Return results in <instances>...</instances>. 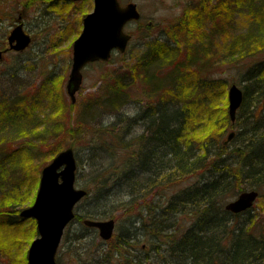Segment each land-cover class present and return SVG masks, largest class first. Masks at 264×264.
<instances>
[{
	"label": "rangeland",
	"instance_id": "1",
	"mask_svg": "<svg viewBox=\"0 0 264 264\" xmlns=\"http://www.w3.org/2000/svg\"><path fill=\"white\" fill-rule=\"evenodd\" d=\"M25 2L0 0V48L6 47V37L19 18L24 31L32 39L25 51L7 52L0 60V110L5 101L17 102L16 105L22 108L20 118L14 117L16 124L13 120L0 121V150L4 152L0 151V158L24 149L19 156L22 163L18 167L12 159L0 161V233L3 226L23 231L19 232L20 236H14L16 245L11 252L2 246L0 239V264H12L11 254L24 253L26 256L31 238L37 234V223L33 218L21 217L20 211L33 205L42 168L56 154L72 148L77 167L76 188L90 185L89 182L101 169L103 172L98 177L106 181L115 164L107 165L119 162L121 158L116 155L117 158L110 159L98 148L91 150L90 147L97 144L93 130L105 133L106 129L119 135L121 144L117 147L122 150L131 139L135 158L140 146L137 141L146 132L147 121L143 117L150 115L160 100L171 103L170 110L181 108L184 111V121L180 126L187 136L195 140H188L186 144H194L201 151L209 150L213 139L223 142L230 132L238 133L240 130L239 124L233 129L228 128L225 133L221 126H214V122L222 125L223 112L228 111V87L237 84L243 89L249 84L246 81L249 73L255 71V67L264 68V27H261V46H253L249 41L245 49H242L243 45L240 49L237 44V51H231L235 41H239L238 37L258 31L255 30L257 19L253 12L256 6L264 4V0H118L122 6L136 3L140 19L124 27L131 39L123 53L114 50L108 61L93 62L84 68L83 82L72 105L65 91L72 64L71 45L81 32L82 18L93 9V0H34L31 5H25ZM211 11L218 13L208 19L206 16ZM202 62L208 65L204 68ZM180 65L183 72L177 79L173 76L174 70ZM118 75L124 80L126 92L121 98L123 103L113 108L109 104L107 86ZM206 79L214 82L211 94L207 91ZM246 91L247 110L242 115L254 107L256 115L260 111L264 114V102L255 103L251 90ZM7 114L10 115L9 112ZM124 118L127 121L120 122ZM129 120L135 124L132 121L130 125ZM117 141L115 139L114 143ZM239 146V139L231 140L227 149L232 151ZM196 175L191 179V176H182L175 181L174 187L162 181L152 190L153 199L162 205L178 188L186 189L193 185ZM17 178L24 184H27V179L34 182L33 203L27 202V195L22 191L24 184L22 189L14 187L13 182ZM251 188H256L254 182L243 180L225 203L242 191H251ZM260 191L262 197H257L252 207L237 213L244 212L237 219L239 223L248 219L251 225L247 230L254 233V226L264 233V186ZM84 199L75 207L78 214L93 207ZM120 215L122 213L118 212L114 216L117 220L114 237L102 245L93 241L97 232L85 227L82 218L71 221L59 243L57 264H110L115 255L109 249L117 246L119 236L126 237L131 231V220L125 216L120 219ZM82 236L84 239L79 240ZM156 243L134 244L132 249L125 245L121 249L124 255L132 257L136 254L143 258L151 244Z\"/></svg>",
	"mask_w": 264,
	"mask_h": 264
},
{
	"label": "trees",
	"instance_id": "2",
	"mask_svg": "<svg viewBox=\"0 0 264 264\" xmlns=\"http://www.w3.org/2000/svg\"><path fill=\"white\" fill-rule=\"evenodd\" d=\"M33 1L26 0L25 5H31ZM216 13L218 12L211 11L206 17L210 19ZM262 13H264V4L256 6V10L253 12L254 18L257 19L255 30L258 31L253 33L250 31L238 37L240 39L238 42L235 41L231 51H237V44L240 49L241 45H243L242 49H245L247 47L245 44L249 41L254 44L253 46L256 44L261 46L260 35L263 32L261 27H264V14L261 15ZM196 55L198 54L196 53ZM154 57L156 56L154 55ZM205 65L208 63L202 62L204 68ZM182 68L180 65L174 70L173 76L178 77L177 79L181 77ZM249 74L246 79L249 84L242 89L244 96L241 106L237 110L235 122L231 123L226 110L223 112L222 125L214 122V126H221L224 133L228 128L233 129L239 124L240 130L234 134L232 140L239 139L240 146L235 147L232 151L227 149L230 142L224 144L225 141L222 142L219 139H213L210 151L202 150L203 154H200L202 153L201 149H196L194 144H186L188 140H195H192L189 135L187 136L180 126L184 121V111L181 108L170 110L171 103L168 101L165 103L160 100L157 105H154L152 113L143 117V120L147 121L146 132L140 135L137 141L140 146L135 158L133 157L134 150L131 149V139L122 150L121 147H117L118 144H121L119 135L117 136L112 131L107 132L106 129H104L105 133L93 130L94 140L97 138V144H94L96 146L92 145L90 149L98 148L101 154L109 156L110 159L117 158V156L121 159L119 162L107 165L111 167L115 164L114 168L109 170L106 181L98 177L103 172L101 169L92 179L93 182H89L91 184L83 188L87 191L84 200L90 201L89 205L92 204L93 207L80 214L75 212V219L113 218L116 222L115 213L121 212L120 219L125 216L131 220V228L129 227V231H131L128 235L123 238L119 236L116 239L117 246H112L109 249L115 255L111 263L264 264V233L259 231L262 229L258 230L257 226H254L255 233L247 230V227L251 225L248 219L242 223H239L237 219L244 212L230 214L224 209L225 199L230 198L231 194L233 195L232 191L240 187L243 180L254 182L256 188L251 189H255L262 197L260 189L264 186V131H262L264 130V114L260 111L259 115H256L255 107L252 108L253 110H248L245 115L242 113L247 110L248 94H246V90H251L255 103L264 102V68L262 69V66L255 67V71ZM213 83L212 80L206 79L207 91L210 94ZM107 87L108 99L111 100L109 104L113 108H117L119 104L123 103L124 100L121 101V98H124L126 92L122 76H116L114 82ZM16 103L13 101L6 103L5 101L3 104L6 105L2 104L0 121L5 123L13 120L16 124L17 121L14 117L20 118L19 111L22 112V108H19ZM71 107L70 105V110ZM8 112L11 116L7 114ZM126 119L118 120L121 122ZM129 121L130 125L135 124V121L132 120V124V121ZM179 121L181 122L179 123ZM108 134L110 135L108 136ZM115 139L118 140L116 143H114ZM3 149L6 151L5 148ZM22 150L24 149L10 152V156L3 155L0 161L12 159L13 164L18 167L22 163L19 158L23 154ZM0 151L4 154L2 150ZM103 168L105 169V167ZM185 175L191 176L190 179L196 175L195 183L186 189L178 188L162 205L153 199L152 190L157 185H161L162 181L165 180L174 187L175 181ZM13 184L14 187L22 189L24 181L17 178L14 179ZM24 185L22 191L27 195V202L33 203L35 184L32 180L27 179V184ZM251 187L253 186L251 185ZM124 199L126 201H123ZM180 217H182V223ZM3 225H5L4 222ZM8 228L11 227L3 226L0 239L2 246L11 252L16 245V235L20 236L19 232L23 233V231ZM26 234L27 230H25ZM34 234L31 240L36 238L37 234ZM84 236L79 237V240H83ZM113 240L115 241V238ZM93 241L97 245L104 244L97 233L94 234ZM139 243L156 244H151L150 250L146 251L143 258L136 254L132 257L124 255L121 249L123 246L128 245L132 249V245ZM161 245L164 246V249ZM10 257H12V264H26L24 253L15 256L11 254Z\"/></svg>",
	"mask_w": 264,
	"mask_h": 264
},
{
	"label": "water",
	"instance_id": "3",
	"mask_svg": "<svg viewBox=\"0 0 264 264\" xmlns=\"http://www.w3.org/2000/svg\"><path fill=\"white\" fill-rule=\"evenodd\" d=\"M69 1V0H67ZM80 1V0H70ZM90 13L82 19V29L72 42V64L65 91L70 102L75 103L78 90L82 85L83 68L94 61H108L112 51L123 53L130 40L124 26L140 18L136 3L121 6L117 0H93ZM9 47L14 51H23L30 44L29 34L25 33L22 24H17L7 36ZM3 52L0 51V60ZM228 117L232 123L236 119L237 109L243 100L242 90L236 84L227 91ZM233 132L227 135V141ZM76 159L72 148H66L54 156V159L42 168L40 183L33 205L20 211L21 217L33 218L37 223L38 236L27 250V264H56L55 257L63 231L74 218V207L86 191L75 187ZM258 197L255 190L243 191L224 206L225 210L240 213L252 207ZM87 227H93L103 240H109L114 233L115 222L108 220H83Z\"/></svg>",
	"mask_w": 264,
	"mask_h": 264
},
{
	"label": "flooded vegetation",
	"instance_id": "4",
	"mask_svg": "<svg viewBox=\"0 0 264 264\" xmlns=\"http://www.w3.org/2000/svg\"><path fill=\"white\" fill-rule=\"evenodd\" d=\"M20 20H21V19H20ZM17 21H19V19H18ZM21 24H22V23H21ZM8 46H9V44H8V40H7V38H6V47L0 48V51L3 52L2 56H4L7 52H13V51H11V50H8ZM56 258H57V257H56ZM56 258H55V261H56V264H57V260H56Z\"/></svg>",
	"mask_w": 264,
	"mask_h": 264
},
{
	"label": "bare ground",
	"instance_id": "5",
	"mask_svg": "<svg viewBox=\"0 0 264 264\" xmlns=\"http://www.w3.org/2000/svg\"><path fill=\"white\" fill-rule=\"evenodd\" d=\"M85 191H86V190H85ZM242 192H243V191H242ZM86 196H87V191H86V195L84 196V198H85ZM84 198H83V199H84ZM83 220H86V219H83ZM83 220H82V221H83ZM91 220H93V219H91ZM115 224H116V223H115ZM114 227H116V225H115ZM127 230H128V229H127Z\"/></svg>",
	"mask_w": 264,
	"mask_h": 264
}]
</instances>
